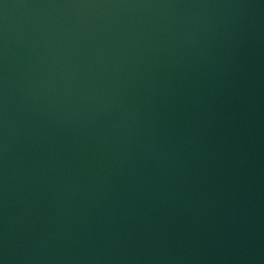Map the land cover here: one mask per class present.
Instances as JSON below:
<instances>
[{
  "label": "water",
  "instance_id": "water-1",
  "mask_svg": "<svg viewBox=\"0 0 264 264\" xmlns=\"http://www.w3.org/2000/svg\"><path fill=\"white\" fill-rule=\"evenodd\" d=\"M0 264H264V0H0Z\"/></svg>",
  "mask_w": 264,
  "mask_h": 264
}]
</instances>
